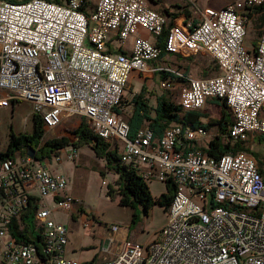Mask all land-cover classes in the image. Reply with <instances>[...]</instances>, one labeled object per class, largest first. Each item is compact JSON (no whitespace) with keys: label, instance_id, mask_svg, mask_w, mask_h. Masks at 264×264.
Listing matches in <instances>:
<instances>
[{"label":"built area","instance_id":"obj_1","mask_svg":"<svg viewBox=\"0 0 264 264\" xmlns=\"http://www.w3.org/2000/svg\"><path fill=\"white\" fill-rule=\"evenodd\" d=\"M89 1L0 0V88L7 92L0 109L29 100L46 129L65 117L86 118L94 134L123 143L121 161L145 180L175 185L159 239L125 241L114 258L87 264H264V172L256 158L245 151L215 157L194 147L207 135L203 127L173 123L156 138L146 124L131 136L119 111L133 70L153 74L160 68L148 62L163 50L187 56L204 51L217 61L219 75L196 77L166 68L187 81L181 106L202 110L211 99H225L233 114L231 140L264 136V30L253 49L245 44L246 10L264 0H236L221 8L186 0L199 16L184 25L169 24L147 0H97L87 13ZM140 28L156 40L141 35ZM112 30L123 42L134 36L130 54L109 49ZM76 156L68 153L70 159ZM68 184L65 175H53L34 157L0 160L3 264H82L64 255L68 229L53 216L57 208H75ZM33 187L55 202L54 209H36L39 244L9 236L12 219L25 211ZM84 225L91 224L85 219Z\"/></svg>","mask_w":264,"mask_h":264},{"label":"rangeland","instance_id":"obj_2","mask_svg":"<svg viewBox=\"0 0 264 264\" xmlns=\"http://www.w3.org/2000/svg\"><path fill=\"white\" fill-rule=\"evenodd\" d=\"M226 1L227 3H232L236 0H197L196 2L199 7L204 8L210 4L221 6L223 2ZM186 4L188 6L186 10L189 11L191 16L197 18L199 16L197 8L191 3L186 2ZM162 5L163 4L157 6L156 9L158 8L157 10L160 13L166 14ZM249 22H251V26L249 28V33L246 35L245 44L247 48L251 50L253 49L254 42L258 40L264 29V14L262 12L253 14ZM157 80L160 81L159 78H157ZM132 85V90L130 88L126 90V96L129 100L132 99L135 90L138 89V80L133 79ZM158 88L161 89L160 84ZM139 90L142 91L141 88H139ZM154 90L156 91L157 88L155 87ZM154 90L152 91L153 93ZM146 91L144 95L151 94L149 93L148 86L146 87ZM2 92L3 89L0 88V94H2ZM152 100L155 101V99ZM175 100H177V98H175ZM130 106H132L131 102L125 104L124 110L127 117L131 115L130 113L128 115L129 109L131 108ZM204 111L207 112L206 114L208 115L206 120L209 118L218 119L221 117V107L218 104L212 105L207 103L204 107ZM33 115V103L29 100H17L11 103L10 106L0 109V151L4 152L7 150L11 131L15 133H31L33 131ZM82 121V117L78 115L70 118H63L58 126L46 129L48 131H46L44 138L47 139L64 135L69 137L71 141H75L76 136L74 130L82 124ZM86 123L89 127V122L86 121ZM207 133L214 137L218 133V129L217 127H213ZM116 145H119V143L113 140L112 147ZM247 145H249L251 149L260 152L261 156L264 157V142L260 143L257 136L253 142L250 141ZM68 146L73 147L71 151L77 154V158L70 159L68 157V152L64 149L59 159L54 158L52 162L54 169L59 173L70 175L71 171L75 169L77 173L75 179L76 189H80L81 191L80 199L75 205L76 212H67L58 208L54 211V218L66 223L68 227L69 244L72 247H76V251L80 252L83 244L88 243L89 245H93V248L98 247L101 254L111 255L121 243L127 241L125 240L126 238H128L129 241H139L142 243L159 239L160 229L166 221V211L159 205H155L146 215L139 205L133 208L120 204L119 197L113 199L107 194L109 187L115 185L117 174L113 170L107 169L105 159L100 158L96 154L90 143H81L77 147L73 144ZM37 163H39V160ZM101 171H105V174L103 175ZM103 181H106L107 184H103ZM148 184L154 196H160L165 192L166 185L164 182L152 180L149 181ZM115 188L117 187L115 186ZM82 210L86 214L91 215L92 213L98 218L90 234L84 231L81 226L80 212ZM136 212L139 214V217L135 223H133ZM112 225H117L119 231L114 235L115 240L108 242L111 234L107 231V228H111ZM127 231H129L128 234ZM107 245L109 249L105 250Z\"/></svg>","mask_w":264,"mask_h":264},{"label":"trees","instance_id":"obj_3","mask_svg":"<svg viewBox=\"0 0 264 264\" xmlns=\"http://www.w3.org/2000/svg\"><path fill=\"white\" fill-rule=\"evenodd\" d=\"M15 1V0H11ZM66 2L67 0H57ZM153 3H160L162 0H151ZM165 11L169 12L168 9ZM247 14L253 17V14L262 12L264 14V5L254 8H248ZM163 38V36L161 37ZM163 42V40H162ZM166 52L163 50L161 56ZM216 104L221 107V117L218 119L209 118L203 121L202 118H207L208 115L201 110H185L180 103L174 100L161 96L158 98V104L151 107L146 98H144V90L135 95L133 101L135 106L130 116L126 117L131 129V136L143 125L145 121L153 128L155 137L161 136L164 129L173 124L180 123L183 126L193 128L203 127L207 131L213 127H217L218 133L208 142L203 149L209 155L220 157L226 153H237L245 151L254 156L259 163L260 170L264 172V157L260 152L255 151L247 145L248 142H253L254 138L246 140L233 141L229 137V129L233 123V114L225 99L215 98ZM122 108V106H121ZM119 111L123 112L122 109ZM46 128L43 118L34 113L33 115V131L31 133H15L11 131L9 135V145L6 151H0V159L13 158L16 154L22 156L28 155L29 150L35 151V158L39 161L50 159L59 149L73 144L77 147L81 143H90L96 154L105 159L108 170H113L117 174L115 185H111L108 190V195L116 199L119 197V203L122 205L136 208L137 205L142 207L143 213L148 214L150 209L159 205L165 211H168L173 196L175 194V185L169 180L166 183V191L160 196L155 197L148 184L137 171L130 165L121 161V153L118 146L111 147L109 142L94 134L88 127L86 122L74 130L76 136L75 141H71L67 136L53 137L45 139ZM256 137V136H255ZM260 143L264 142V136H257ZM104 175L105 171H101ZM115 186L117 188H115ZM38 204L33 202V199L28 200L25 211L20 217H14L9 226L13 237L18 241H30L39 244L42 240V235L37 231L35 212ZM139 214L136 212L133 218V223L137 220ZM42 231V228L40 229ZM0 264H3L0 261Z\"/></svg>","mask_w":264,"mask_h":264},{"label":"crops","instance_id":"obj_4","mask_svg":"<svg viewBox=\"0 0 264 264\" xmlns=\"http://www.w3.org/2000/svg\"><path fill=\"white\" fill-rule=\"evenodd\" d=\"M96 2H97V0H90L89 1V4L85 9L87 13L91 12L95 8ZM162 2H164V3H162ZM162 2L153 3L152 1L147 0V4L154 9H156L157 6H161V4H163L162 5L163 8L165 10L166 9L169 10V12L165 11L166 14H164L167 17L169 24L184 25L185 23H187L189 21H196L197 18H195L194 16H191L189 11L186 10L188 7L186 4V0H176V1L167 0V1H162ZM228 4H230V3H227V1H226V2H223V4L221 6H214L211 4L207 5V6L214 7V8H221V7H224ZM251 18L252 17L249 18L250 21H251ZM250 26H251V22H248L247 34L249 33ZM262 32H261V34H262ZM139 33L141 35H143L144 37L149 38L152 41L156 40L155 37L152 36V34L150 32H148L142 28L139 29ZM109 34H110V37H109V41H108V46H109V49L111 51L121 52V53H126V54H130L132 52V45H133L134 36H130L128 40L123 42L118 38L117 31L112 30L109 32ZM261 34H260L257 41H255V42L253 41L254 42L253 48H254V46H256V44L260 40ZM207 55L208 54H206L204 51H200L197 54L189 55V56L183 55V54L165 53L160 58L148 62L149 67L160 68L159 70H157L153 74L140 72L138 70H133L130 74V77L128 79V84H127V87H126L125 92H124V100H123V104H122V108H121L123 110L124 115L127 117V114L125 113V110H124L125 104L127 102H131L132 106H130V107L132 109L130 108L129 109L130 111L128 110L129 111L128 115H129V113L132 114L133 108L135 106V103L133 101L134 96L141 92L139 90V88H141V90L142 91L144 90V92H145L147 86L149 87V93H151V94L150 95H144V98H146V101L148 102V104L151 107L157 106L158 98H160L161 96L168 97V98L174 100L175 102L180 103L182 92H183L184 88L187 86V81L183 78L176 76L175 72H171L169 70H166V68H171L173 70H177V71L183 72L185 74L193 75L196 77H211V76L219 75L221 73V70L218 66L217 61L214 60L209 55L208 56ZM157 78H159L160 81L157 80ZM133 79L138 80V89L135 90L132 99L129 100V99H127V96H126V90L128 88H130L132 90V88H133L132 80ZM164 81H170V86L169 87L163 86ZM159 84H160L161 89L158 88ZM155 87L157 88L156 91L154 90ZM153 90H154V93L152 92ZM6 93L7 92L5 90H3L2 94H0V97L5 96ZM175 98H177V100H175ZM152 99H155V101ZM216 102H217V100L211 99L207 103L212 104V105H216ZM12 103H14V102H12ZM208 110H209V108H208ZM201 111H204V108ZM205 113H207V112H205ZM70 117H74V116H69V117H65V118H70ZM82 119L84 122L88 121L86 118H82ZM202 120L206 121V117L202 118ZM146 124L149 125L147 121H145L143 123V125H146ZM46 131H48V130H46ZM207 132H209V131H207ZM212 138H213V136H211V134L207 133V135L199 136L193 142V145L196 148H202V147L206 146ZM113 140H116V139L106 140V142H109L111 144V147H112V141ZM116 141L119 143V145H116V146L119 147L120 153H121L122 148H123V143L121 141H118V140H116ZM72 148H73L72 146H66L65 148L59 149L55 154L52 155V157L50 159L39 161L38 164H42V165L47 166L48 169L50 170V172L55 176L65 175L69 179V184L67 187V193L72 195L78 201L80 199V196H81V193H80L81 191H80V189L79 190L76 189L75 179H76L77 173H76L75 169L71 171L70 175L64 174V173H59L54 169L53 162H52L54 158H58L60 156V154L63 152L64 149H66V152L69 153V152H71ZM16 156H22V155H20L18 153V154H16ZM26 156H29V155H26ZM76 158H77V156H76ZM164 184L166 185L165 182H164ZM165 191H166V189H165ZM155 197H158V196H155ZM30 198L33 199V202L38 204V207L48 205L53 209L55 208L54 198L52 196L47 197V198H42L37 187H33L28 192V200ZM72 212H76V208H74ZM80 213H81V215H80L81 226L83 227L84 231L88 232L89 234L92 233L93 226L96 223V221L98 220L97 216L92 214V213H91V215L86 214L83 210ZM85 219L89 220V222L91 224L89 227H85V225H84ZM35 220H36L35 225L40 226V223L38 222L36 217H35ZM57 221L66 225V223H64L60 220H57ZM166 221H167V211H166ZM166 221H165V223H166ZM66 227H67V225H66ZM41 228L42 227L40 226V229ZM67 229H68V227H67ZM107 231L111 234V236L108 239V242L115 240L114 235L119 230L113 231L111 228H107ZM128 232L129 231H127V234H128ZM39 233H40V230H39ZM9 236H13L10 230H9ZM125 240L129 241L128 238H126ZM137 242H139V241H137ZM68 244H69V230H68ZM68 244L65 247L64 255L68 258L78 259L82 264H87V263H90L94 260L114 258L117 255V253L119 252L123 243H121L119 245V247L111 253V255L101 254L100 249L98 247L93 248V245H89L88 243L83 244L82 250L80 252L76 251V247H72L70 244L68 247ZM108 249H109V247L107 245L105 247V250H108Z\"/></svg>","mask_w":264,"mask_h":264},{"label":"water","instance_id":"obj_5","mask_svg":"<svg viewBox=\"0 0 264 264\" xmlns=\"http://www.w3.org/2000/svg\"><path fill=\"white\" fill-rule=\"evenodd\" d=\"M27 154L31 157H35V151L34 150H29Z\"/></svg>","mask_w":264,"mask_h":264}]
</instances>
